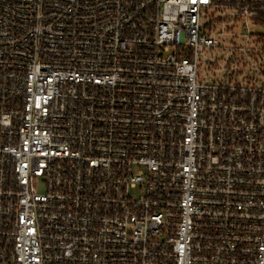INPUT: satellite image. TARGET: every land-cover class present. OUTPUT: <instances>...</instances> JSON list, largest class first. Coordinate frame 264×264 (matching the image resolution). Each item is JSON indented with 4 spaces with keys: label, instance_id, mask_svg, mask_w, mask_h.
I'll use <instances>...</instances> for the list:
<instances>
[{
    "label": "built area",
    "instance_id": "obj_1",
    "mask_svg": "<svg viewBox=\"0 0 264 264\" xmlns=\"http://www.w3.org/2000/svg\"><path fill=\"white\" fill-rule=\"evenodd\" d=\"M0 264H264V0H0Z\"/></svg>",
    "mask_w": 264,
    "mask_h": 264
}]
</instances>
